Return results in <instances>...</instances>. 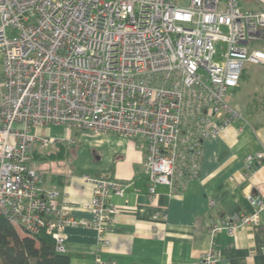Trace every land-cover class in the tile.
I'll return each instance as SVG.
<instances>
[{
  "label": "built area",
  "instance_id": "obj_1",
  "mask_svg": "<svg viewBox=\"0 0 264 264\" xmlns=\"http://www.w3.org/2000/svg\"><path fill=\"white\" fill-rule=\"evenodd\" d=\"M251 1L259 8L243 10L240 0H0V216L24 235H50L58 253L68 252L71 227H93L98 246H110L120 213L112 198L128 185L83 174L93 185L83 203L44 189L34 151L76 140L41 129L145 140L150 199L158 186L179 193L198 179L205 142L248 124L233 96L245 66L264 65V50L252 48L264 42V0ZM219 43L227 47L220 59ZM263 160L264 151L249 154L242 177L253 178ZM247 198L253 213L215 220L212 238L260 224L264 199ZM74 207L92 218L73 217ZM221 261L212 244L193 264Z\"/></svg>",
  "mask_w": 264,
  "mask_h": 264
},
{
  "label": "crops",
  "instance_id": "obj_2",
  "mask_svg": "<svg viewBox=\"0 0 264 264\" xmlns=\"http://www.w3.org/2000/svg\"><path fill=\"white\" fill-rule=\"evenodd\" d=\"M4 80L1 69L0 104ZM248 80L243 70L233 96L248 124L237 121L206 141L199 178L179 193L162 185L149 198L145 140L114 132L73 131L67 135L63 128H49L59 134L62 131L60 136L76 143L66 145L69 153L64 158L57 157L56 146L34 151L30 164L45 170L44 189L65 190L72 202L83 203L93 197V185L82 180L83 174L128 185L124 197L112 198L120 213L106 235L109 247L98 246V233L93 227L67 228L71 264H99L98 258L104 264H193L212 244L222 251L219 264H264V212L259 225L237 230L233 236L220 232L212 238L209 231L215 220L239 212L253 213L249 191L264 199V160L253 178L242 177L246 157L264 151V95L258 98V89L250 90ZM56 159H65L66 166L47 163ZM69 212L78 219L92 218L81 207Z\"/></svg>",
  "mask_w": 264,
  "mask_h": 264
},
{
  "label": "trees",
  "instance_id": "obj_3",
  "mask_svg": "<svg viewBox=\"0 0 264 264\" xmlns=\"http://www.w3.org/2000/svg\"><path fill=\"white\" fill-rule=\"evenodd\" d=\"M56 147L59 151L58 158H64V154L69 153L66 145ZM71 260L68 252L56 251L55 242L50 235H24L0 216V264H71Z\"/></svg>",
  "mask_w": 264,
  "mask_h": 264
},
{
  "label": "rangeland",
  "instance_id": "obj_4",
  "mask_svg": "<svg viewBox=\"0 0 264 264\" xmlns=\"http://www.w3.org/2000/svg\"><path fill=\"white\" fill-rule=\"evenodd\" d=\"M182 0H175L177 4H184L181 2ZM241 6L243 10H247L250 8H259V5L254 2H246L245 0H240ZM8 34H11V30H8ZM252 48H261L264 50V42L262 43H256L253 44ZM227 49L226 45L224 43H219L217 45V51H218V59H220L221 54L225 52ZM244 71L247 72L249 76L248 83H250V90L253 92L256 91V88L258 89V98L262 97L264 95V65H256V64H247L244 68ZM255 95V94H254ZM242 100L244 99L241 98ZM34 130H32L33 132ZM35 132V131H34ZM41 134L43 135H50V136H55V135H60L61 133L55 132L53 129H41L40 131ZM50 150V149H49ZM49 150H47L49 152ZM47 163H53V166L55 167H65L66 166V160L65 159H56L55 161H48Z\"/></svg>",
  "mask_w": 264,
  "mask_h": 264
}]
</instances>
